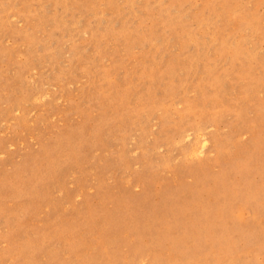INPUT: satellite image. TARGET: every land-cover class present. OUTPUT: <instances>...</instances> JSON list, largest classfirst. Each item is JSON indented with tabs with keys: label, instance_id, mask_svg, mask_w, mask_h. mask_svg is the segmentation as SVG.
<instances>
[{
	"label": "rangeland",
	"instance_id": "1",
	"mask_svg": "<svg viewBox=\"0 0 264 264\" xmlns=\"http://www.w3.org/2000/svg\"><path fill=\"white\" fill-rule=\"evenodd\" d=\"M0 264H264V0H0Z\"/></svg>",
	"mask_w": 264,
	"mask_h": 264
},
{
	"label": "bare ground",
	"instance_id": "2",
	"mask_svg": "<svg viewBox=\"0 0 264 264\" xmlns=\"http://www.w3.org/2000/svg\"><path fill=\"white\" fill-rule=\"evenodd\" d=\"M255 195H256V194H255ZM250 196H251V195H250ZM245 200H246V199H245ZM245 202H246V201H245ZM215 231H216V230H215ZM221 231H222V230H221ZM221 231H220V232H221ZM217 232H218V231H216V233H217ZM224 233H225V232H224ZM201 234H202V233H201ZM219 234H220V233H219ZM215 235H216V234H215ZM223 235H224V234H223ZM223 235H222V236H223ZM218 237H219V236H218ZM221 242H223V241H221ZM226 244H227V243H226Z\"/></svg>",
	"mask_w": 264,
	"mask_h": 264
}]
</instances>
